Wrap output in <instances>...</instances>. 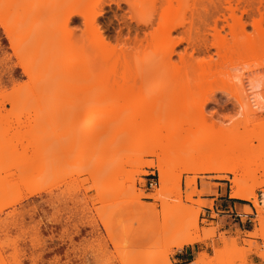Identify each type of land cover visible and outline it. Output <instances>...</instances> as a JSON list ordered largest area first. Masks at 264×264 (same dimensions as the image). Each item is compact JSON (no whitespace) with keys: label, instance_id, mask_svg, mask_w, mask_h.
<instances>
[{"label":"rangeland","instance_id":"obj_1","mask_svg":"<svg viewBox=\"0 0 264 264\" xmlns=\"http://www.w3.org/2000/svg\"><path fill=\"white\" fill-rule=\"evenodd\" d=\"M14 1L15 18L0 8V264H164L161 250L166 248L167 258L179 264L177 250L192 245L188 264H195L201 252L214 258L213 264H264L263 237L249 235L260 229L252 203L236 199L249 206L251 213L235 215L223 204L203 199H220V193L222 198L229 196L233 174L182 172L178 192L176 173L161 181L155 155L144 154L141 167L120 164L128 151L113 153L115 145L109 142L113 127L108 132L110 125L104 124L98 133L92 132L90 127L107 121L109 113L92 116L89 126L80 120L106 102V94L105 99L103 93L92 97L93 33L87 18L102 10L95 17L96 24L117 48V56L132 62L138 54L143 56L144 49L139 47L148 44L144 40L149 41L157 27L156 12L142 0H92L88 6L81 0ZM257 1L238 3V8L248 4L252 8L248 14L236 11L239 22L226 21L216 13L206 15L204 22L195 19L197 31L190 36L198 47L180 42L173 61L178 62V54L186 50L196 60H211L219 71L203 115L212 128L197 131L195 141L214 133V138L235 134L239 141L256 147L249 160L264 166L256 139L264 130V87L247 89L251 79L264 81V50L245 48L264 31V0L261 5ZM68 11L73 14L63 26L60 19ZM152 14L151 23H146ZM214 23L215 34L207 26ZM185 27L172 31L171 39L181 38ZM236 39L239 60L221 66L211 44L216 40L230 46ZM204 41L208 51H204ZM151 63L157 64L156 60ZM24 65L29 66V73ZM152 74L144 78L143 90H165L168 81ZM237 74L255 112L248 122L231 92ZM158 97L154 103L170 101L166 93ZM197 117L193 122L200 121ZM146 161L153 165H144ZM193 177L196 193L187 201L190 188L186 182ZM150 181L157 183L149 187ZM203 182L208 192L198 193ZM31 185L38 193L29 195ZM263 190V186L255 188L262 206ZM151 230L155 232L150 237L143 236ZM196 235L202 240L190 242ZM149 246L152 250L135 256L137 248Z\"/></svg>","mask_w":264,"mask_h":264},{"label":"bare ground","instance_id":"obj_2","mask_svg":"<svg viewBox=\"0 0 264 264\" xmlns=\"http://www.w3.org/2000/svg\"><path fill=\"white\" fill-rule=\"evenodd\" d=\"M81 1L84 6H88L92 0ZM142 1L156 12L158 22L156 29L154 27L152 33L149 36L147 35L148 37L151 36L149 41L144 40L148 44L145 47H139V49H144L143 53H141L143 56L141 57L138 54L132 62H128L125 58L122 57L121 59L117 56V48L111 46L110 42L106 40L104 34L96 24L95 17L102 10L94 12L91 18H87L89 20H87L89 27L93 33L92 67L94 69L93 78L95 80V88L92 90V93L94 92L95 94L92 97L93 99L97 98L99 93H103L102 97L106 94V102L102 105L94 106V113L91 115L88 112L86 116H82L80 118L82 124L89 126L92 116H98L102 111L109 113V119L107 121L98 124L94 123L90 127L92 128V132L98 133L99 128L104 126V124L110 125L108 132L113 127V137L109 141L115 145L113 147V153L117 154L123 149L128 151L125 155L126 157L120 164L139 167L143 165L141 158L144 154L155 155L158 158L157 168L161 176V181L165 179L167 174L176 173L178 192H180L179 182L182 172H227L233 174V178L230 180L229 197L247 200L252 203L257 215L258 224H260V229L256 232L249 233V235L252 237L260 236L264 239V199L262 200V206L259 204L255 194V188L260 186L264 187V166L261 162L249 160L253 156V151L256 147L239 141L237 135L231 133L215 138L214 133L213 135H207L195 141L199 138L195 136L197 131L212 128V124L205 122L203 115L207 103L213 97V91L211 89L217 82L219 71L213 67L211 60L206 61L204 57L196 60L197 57L194 58V55L188 54L186 50L184 53L178 54V62L175 63L173 61V55L176 54L175 46L180 42L186 41L193 49L199 44L193 41L195 39H193L192 35L190 36V34H193L192 31L197 29L193 23L195 19L204 22L206 15L216 13L223 19L225 18L224 20L226 21L228 18H234L239 22L241 16L236 17V11H240V15L248 14L252 9L250 4L238 8V3L242 0ZM116 2L119 5V2ZM261 2L262 0H258V5H261ZM12 4H14L13 7ZM15 6L16 3L14 0H0V8L3 14L9 12L7 15L10 17L16 14ZM14 8L15 10H13ZM10 11L12 12L10 13ZM187 13H189V16H186ZM72 14L73 12L71 11L64 13L61 16L60 24L67 26L66 24L69 22ZM153 14L145 21L146 23H151ZM186 25L187 27H185ZM207 26L214 31V34L216 32L218 33L216 23L213 26ZM179 27H185L186 30H184L185 34L183 36H187H181L179 39L172 40L171 32ZM136 39L137 36H135L134 40ZM204 42V51H208L209 46L206 45V41ZM214 42L211 45L216 47V53L221 66L225 62L230 63L233 60H239V39L233 41V44L230 46L217 43L216 40ZM140 44L142 45V43ZM245 48H249L252 52L256 48L264 50V31L260 32L256 39L251 41ZM153 60H156L157 64H152L151 61ZM23 70L29 73V66L24 65ZM148 73H153L152 75L160 74L163 80L168 81L166 87H164L165 90L150 89L147 92L144 91L141 85ZM234 80L236 82L234 81L232 83L231 92L233 91L232 95L235 99V105L240 107L241 113L245 117L244 120L248 122L250 116L255 115V112L249 105L248 100L250 99L246 91L247 89L261 90L264 87V81L261 79H251L248 82V86L246 85L247 89H243L242 85L239 86V74L234 76ZM165 93L170 98V101L163 102L165 98L161 100L162 102L158 99L159 103L157 100L154 103L159 95L161 97ZM212 113H215V111ZM196 117L200 121L193 122ZM256 139L259 142V147H261H258L257 155H261L264 158V130L257 134ZM196 153H200V155L195 157ZM144 165L152 166L153 164L150 161H146ZM238 172H240L239 175ZM29 181L28 179L27 182ZM186 185L190 190L186 192L185 198L187 201H192L191 196L196 193L195 178L188 179ZM29 187L31 188L32 185L28 186V190H30ZM37 187L40 188L39 186ZM30 191L29 195L36 194L37 192L34 189ZM262 193L264 198V190ZM199 204L202 205V202ZM181 208L185 209L186 206L181 204ZM194 227L197 229L196 223ZM153 232L155 230L146 232L143 236L148 235L150 237V233ZM199 240H202V238L196 235L190 242ZM177 243L176 246L178 248L181 247L182 243ZM224 244L223 242L222 245ZM251 244L252 242H250ZM233 248H235L234 245ZM229 249L227 248L228 252ZM235 249L237 250V248ZM235 249H232V252ZM150 250H152L150 246L146 249L142 247L137 248L135 256L139 258L143 256L144 252ZM161 253L164 254V264H173L167 258V248L161 250ZM218 253L217 255L219 257L217 255L216 257L220 259L222 255ZM261 256L264 257V254H261ZM214 261V258H209L205 252H201L195 260V264H213Z\"/></svg>","mask_w":264,"mask_h":264},{"label":"crops","instance_id":"obj_3","mask_svg":"<svg viewBox=\"0 0 264 264\" xmlns=\"http://www.w3.org/2000/svg\"><path fill=\"white\" fill-rule=\"evenodd\" d=\"M205 183L203 182L201 184V188H198L199 191H201L200 193H206L208 192V189L205 188ZM210 191V190H209ZM220 199H218V197H203V199H207V200H214L215 202H218L217 204L214 202V204L217 205H221L223 204L224 209H226L227 212L229 213H235V215H239V212L242 213H251L250 212V207L245 205V203L241 202L240 200H236V199H230L229 196L225 195V198H222V193L219 194ZM194 246H185L180 250H177L176 252V256L178 257V261L179 264H188L189 262V256L191 254V248H193Z\"/></svg>","mask_w":264,"mask_h":264},{"label":"built area","instance_id":"obj_4","mask_svg":"<svg viewBox=\"0 0 264 264\" xmlns=\"http://www.w3.org/2000/svg\"><path fill=\"white\" fill-rule=\"evenodd\" d=\"M156 183H157V182H152V181H150V182H149V187H152V186L156 185Z\"/></svg>","mask_w":264,"mask_h":264},{"label":"trees","instance_id":"obj_5","mask_svg":"<svg viewBox=\"0 0 264 264\" xmlns=\"http://www.w3.org/2000/svg\"><path fill=\"white\" fill-rule=\"evenodd\" d=\"M241 202H243V201H241Z\"/></svg>","mask_w":264,"mask_h":264}]
</instances>
